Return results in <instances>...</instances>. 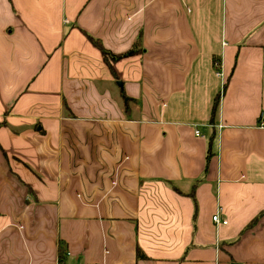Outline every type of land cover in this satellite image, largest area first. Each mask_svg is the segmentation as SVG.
I'll return each instance as SVG.
<instances>
[{"label":"crops","instance_id":"0c3cea01","mask_svg":"<svg viewBox=\"0 0 264 264\" xmlns=\"http://www.w3.org/2000/svg\"><path fill=\"white\" fill-rule=\"evenodd\" d=\"M263 113L264 0H0V264H264Z\"/></svg>","mask_w":264,"mask_h":264},{"label":"trees","instance_id":"16d2710c","mask_svg":"<svg viewBox=\"0 0 264 264\" xmlns=\"http://www.w3.org/2000/svg\"><path fill=\"white\" fill-rule=\"evenodd\" d=\"M91 39H92L93 44L97 48H99L101 50L106 62L109 64L108 66L111 68V71L115 75H116V72H115V69H114L112 61H117V60H119L121 58L134 55V54H136V52H138L137 47H134V48L130 49L129 51L125 52V53L115 55V54L111 53L107 48H105L103 43L99 39H95L93 37H91ZM216 65H218V66H216ZM215 66H216V69L219 68V61L218 60H215ZM219 100H220V97H219V95H217L215 100H214L213 108H212V116H211V120L212 121H213L214 116L216 114V111H217V108H218V105H219ZM62 254H63L62 249H60L59 258H60L61 262L63 261V255Z\"/></svg>","mask_w":264,"mask_h":264},{"label":"built area","instance_id":"2783aa9c","mask_svg":"<svg viewBox=\"0 0 264 264\" xmlns=\"http://www.w3.org/2000/svg\"><path fill=\"white\" fill-rule=\"evenodd\" d=\"M216 66H218V65H216ZM259 126L260 127H264V113L262 114V116L260 118ZM196 134L199 135L200 134V131L199 130H196ZM213 220L216 221V222L227 223V220H221V217L218 214H216V215L213 216ZM61 264H62V262H61Z\"/></svg>","mask_w":264,"mask_h":264}]
</instances>
